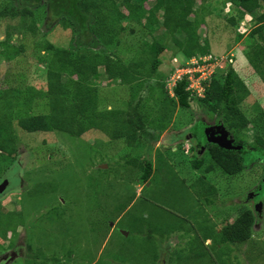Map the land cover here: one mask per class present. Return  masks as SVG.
<instances>
[{
	"label": "rangeland",
	"instance_id": "rangeland-1",
	"mask_svg": "<svg viewBox=\"0 0 264 264\" xmlns=\"http://www.w3.org/2000/svg\"><path fill=\"white\" fill-rule=\"evenodd\" d=\"M201 3L197 0V8ZM15 6L16 0H0V14L7 9L4 17L0 15V42L6 41L11 25L12 36L7 42L25 49L12 61L0 57V90H41L52 55L46 51V44L75 49L76 43L70 30L59 24L48 25L46 3L34 10L38 36L25 38L19 23L10 17ZM152 6L153 1L145 2L147 10ZM203 6L205 23L199 29L202 44L208 42L211 54L223 59L232 53L234 69L250 91L241 105L250 124L236 134L250 147L255 134L264 138V84L249 61L250 52L256 47L264 48L259 35L250 37L259 23L255 24L253 16L239 20L236 9L230 4L224 6L223 0H207ZM150 19L146 14L141 24L124 23L122 46L108 48L106 53L128 60L144 40L152 42L151 34L161 44L167 41L168 50L162 56L157 80L167 82L173 99L168 76L178 66L174 58L177 57L176 63L186 65L185 70L196 69L161 35L162 17L157 16L153 26ZM231 19L236 20L235 26ZM226 67H220L215 74L220 82ZM102 88L110 106H121L125 91H119L115 83H105ZM145 96L143 93L142 97ZM46 104L38 100L32 114H49ZM169 107L173 111L171 125L152 149L146 139L141 138L140 145L129 148L122 140L111 141L100 131L73 138L60 133H25L16 127V153L0 162V185L7 183L0 194V206L19 222L14 225L20 249L7 264H159L160 260L166 264H247L235 249L229 257L215 258L209 250L212 242L204 240L205 231L200 230L197 218L209 222L207 226L213 225L219 233L242 210L248 209L256 219L252 240L259 241L257 248L263 247L264 207H258L253 192L261 182L264 189V162L233 177L224 174L212 165L207 149L197 147V142L224 133L232 142L237 140L223 124L216 123L215 116L206 114L194 102L190 112L179 106ZM251 151L250 147L247 162L253 160ZM197 158L204 159L198 170L191 163ZM133 159L152 161L154 174L147 184L139 182V173L128 164ZM209 165L213 169L207 171ZM40 184H44L43 194L35 193ZM211 186L216 194L209 197L207 188ZM205 198L214 201V205L209 206ZM192 239L203 244L207 252L204 257L191 255ZM1 245L7 247L2 241ZM192 246L195 252L198 247ZM37 249L41 254L35 251L33 259L32 254L27 255ZM11 252L3 251L1 256L7 260ZM258 256L255 250V264L261 262Z\"/></svg>",
	"mask_w": 264,
	"mask_h": 264
},
{
	"label": "trees",
	"instance_id": "trees-1",
	"mask_svg": "<svg viewBox=\"0 0 264 264\" xmlns=\"http://www.w3.org/2000/svg\"><path fill=\"white\" fill-rule=\"evenodd\" d=\"M150 1H153V6L147 10L145 2ZM199 1L202 2L200 8H197V0H16L10 17L19 23L18 28L21 34H26L25 38L38 36L40 30L34 10L46 3L48 25L59 24L66 31L70 30L76 44L75 49L46 44V51L52 55L44 74V89L0 90V162L6 161L3 157L10 158L16 153V127L25 133H60L73 138H80L90 131H100L111 141L122 140L129 148L140 145L141 138L146 139L151 148L171 125L173 111L169 106H179L190 112L193 102L206 114L215 116L216 121L222 122L237 140L233 146L238 150H226L202 139L197 142V147L207 149L212 165L233 177L254 165L256 159L263 161L264 140L260 136L257 146L249 145L253 152L252 162L246 161L250 147L236 136L250 124L241 109L250 91L235 71L234 64L228 65L221 82L215 76L207 82L202 96L188 91L190 82L184 78L173 88L172 99L167 82L157 80L162 56L168 50L167 41L161 44L151 34L152 42L144 40L128 60L118 54L106 53L108 48L122 46L126 31L124 23L141 24L144 16L149 14L150 26L157 23V16L162 17L164 32L161 35L166 36L168 44L177 48L185 62L195 57H207L211 54L210 46L208 42L202 44L199 34L205 23L203 4L207 0ZM228 4L236 9L239 20L256 17L255 24L259 23V27L250 33V37L259 35L264 40V0H223L224 6ZM6 12L7 9L0 15L4 17ZM235 21L231 19L230 23L235 26ZM12 27L9 26L11 31ZM10 30L6 41L0 42V57L6 62L15 59L25 49L22 45L11 46L7 42L12 36ZM249 55L251 66L264 84V48L256 47ZM175 64L178 66L173 68L169 79L175 69L185 68L182 62ZM105 83H115L119 91H125L126 97L121 106L109 105L102 88ZM143 93H146L145 97H142ZM40 99L46 101L49 114H32ZM203 160L197 158L191 163L198 170L204 164ZM128 164L139 173V182L147 184L152 180L154 166L150 159H133ZM212 165L207 171L213 169ZM262 186L261 182L260 188L253 192L258 207H264ZM36 188L35 193H44V184ZM207 189L209 197L216 194L214 187ZM205 200L209 206L214 205L211 199ZM1 219L3 235L10 229L17 235L14 224H19L18 220L5 214ZM197 219L200 230L205 231L204 240L212 242L209 250L215 258L229 257L235 249L244 256L247 264H255L254 251L257 250L258 260L264 264V246L257 248L259 241L252 240L256 219L250 210H242L219 233L215 232L213 225L205 227L203 221L206 220ZM196 242V239L191 240V255L204 257L207 252L203 244L195 245L198 248L194 252L192 245ZM35 253L41 254L40 251ZM221 264L227 263L221 261Z\"/></svg>",
	"mask_w": 264,
	"mask_h": 264
},
{
	"label": "built area",
	"instance_id": "built-area-1",
	"mask_svg": "<svg viewBox=\"0 0 264 264\" xmlns=\"http://www.w3.org/2000/svg\"><path fill=\"white\" fill-rule=\"evenodd\" d=\"M226 59L214 58L212 56L207 57H195L187 61V64H191L192 67H195V72H189V70L178 69L169 79L170 89L176 86V83L186 78L189 83L187 88L188 91L192 93H197L199 96H202L205 91L206 83L211 81L212 77L218 71V69L224 66ZM176 63V60H174ZM186 66V65H185Z\"/></svg>",
	"mask_w": 264,
	"mask_h": 264
},
{
	"label": "flooded vegetation",
	"instance_id": "flooded-vegetation-1",
	"mask_svg": "<svg viewBox=\"0 0 264 264\" xmlns=\"http://www.w3.org/2000/svg\"><path fill=\"white\" fill-rule=\"evenodd\" d=\"M259 137V135L258 134H255V140H254V144L257 146V138ZM262 138V137H261ZM263 140H264V138H262ZM260 162H264V160L263 161H260ZM259 161H257V159H256V161H255V163L254 164H258V163H260ZM259 189V188H258ZM257 189V190H258ZM256 191V190H255ZM3 214H5V215H9L10 216V218L11 217H13L11 214H10V212H7V211H5V210H3V209H1V206H0V264H7L8 263V261L9 260H12V258H13V256L15 255V253L16 252H18V250L20 249V248H18V246L16 245V239H17V235H16V232L15 231H13L12 229H10V230H8L7 232H6V234H5V236L3 235V233H2V224H1V221H2V219H1V217H2V215ZM201 220V219H200ZM202 222V221H201ZM203 224H204V226L206 227L207 225H208V222H204L203 221ZM203 224H201V225H203ZM208 227V226H207ZM202 230H204V229H202ZM222 231V230H221ZM220 231V232H221ZM1 241L2 242H4V243H6V245H7V247L6 248H4V246H2L1 245ZM206 241H211V240H206ZM197 244H199V242H196L195 243V245H197ZM169 246H165L164 247V249H169L168 248ZM160 249V251L161 252H163L164 250L162 249V248H159ZM6 250H11L12 252L11 253H9L8 255H9V258H7V260L6 259H4L3 258V256H1V252H3V251H6ZM35 251H38V249L37 250H30L29 251V254H32V255H34V252ZM171 251V250H170ZM28 254V253H27ZM163 260H160V262H159V264L162 262ZM162 264H166V262L165 261H163L162 262Z\"/></svg>",
	"mask_w": 264,
	"mask_h": 264
},
{
	"label": "water",
	"instance_id": "water-1",
	"mask_svg": "<svg viewBox=\"0 0 264 264\" xmlns=\"http://www.w3.org/2000/svg\"><path fill=\"white\" fill-rule=\"evenodd\" d=\"M209 143L218 145L219 147L226 149V150H238L239 148H236L232 145V142L228 140L226 135H221L220 137L216 136H211L209 138ZM7 186V183L4 182L2 185H0V194L3 193Z\"/></svg>",
	"mask_w": 264,
	"mask_h": 264
},
{
	"label": "clouds",
	"instance_id": "clouds-1",
	"mask_svg": "<svg viewBox=\"0 0 264 264\" xmlns=\"http://www.w3.org/2000/svg\"><path fill=\"white\" fill-rule=\"evenodd\" d=\"M208 56H212V57L217 58V59H220V58H221V56L218 58V57H216V56L213 55V54H210V55H208ZM174 60H175V59H174ZM233 61H234V55L231 53V54H229L228 57L226 58V61H225V63H224V66L226 67L227 64H229V65L235 64ZM224 70L226 71V70H227V67H226V69H224ZM217 72H218V71H217ZM217 72H216V73H217ZM216 73H215V74H216ZM214 76H215V75H214ZM214 76H213V77H214ZM213 77H212V78H213ZM211 80H212V79H211ZM209 82H211V81H209ZM209 82H208V83H209ZM171 92H172V94H173V90H171ZM173 97H174V94H173ZM215 121H216V120H215ZM216 123H217V124H223V123L220 122V121H216ZM223 125H224V124H223ZM224 127H225V125H224ZM225 128H226V127H225ZM228 133H230V132L228 131ZM224 135H226V134L224 133ZM226 136H227V135H226ZM231 137H233L232 134H231ZM227 138H228V136H227ZM228 140H229V139H228ZM229 141H231V140H229ZM208 142H209V139H208ZM231 142H232V141H231ZM211 144H212V143H211ZM233 144H234V142H232V145H233Z\"/></svg>",
	"mask_w": 264,
	"mask_h": 264
}]
</instances>
